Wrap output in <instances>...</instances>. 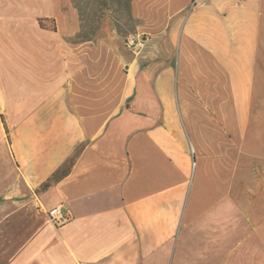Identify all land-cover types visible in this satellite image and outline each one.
Instances as JSON below:
<instances>
[{
    "label": "crops",
    "instance_id": "obj_1",
    "mask_svg": "<svg viewBox=\"0 0 264 264\" xmlns=\"http://www.w3.org/2000/svg\"><path fill=\"white\" fill-rule=\"evenodd\" d=\"M80 4L0 0V264H264V0Z\"/></svg>",
    "mask_w": 264,
    "mask_h": 264
},
{
    "label": "rangeland",
    "instance_id": "obj_2",
    "mask_svg": "<svg viewBox=\"0 0 264 264\" xmlns=\"http://www.w3.org/2000/svg\"><path fill=\"white\" fill-rule=\"evenodd\" d=\"M82 18L91 22L83 27L81 36L95 34L101 26V19H108L109 27L116 31L123 41L134 35L135 24L129 13V0H79Z\"/></svg>",
    "mask_w": 264,
    "mask_h": 264
},
{
    "label": "built area",
    "instance_id": "obj_3",
    "mask_svg": "<svg viewBox=\"0 0 264 264\" xmlns=\"http://www.w3.org/2000/svg\"><path fill=\"white\" fill-rule=\"evenodd\" d=\"M144 41L145 39L143 37L131 35L126 39L125 46L131 53L135 54L142 48ZM46 215L50 224L55 228H60L73 219L70 210L63 204L49 209Z\"/></svg>",
    "mask_w": 264,
    "mask_h": 264
},
{
    "label": "trees",
    "instance_id": "obj_4",
    "mask_svg": "<svg viewBox=\"0 0 264 264\" xmlns=\"http://www.w3.org/2000/svg\"><path fill=\"white\" fill-rule=\"evenodd\" d=\"M81 150L82 147H79L77 150H75V152L63 163V165L55 173H53V175L44 184L41 185L40 190L49 188L51 185L59 182L61 179L67 176L71 171L75 161L77 160Z\"/></svg>",
    "mask_w": 264,
    "mask_h": 264
}]
</instances>
